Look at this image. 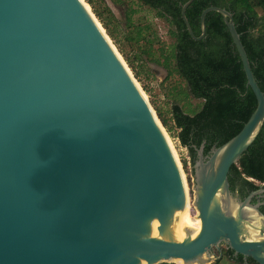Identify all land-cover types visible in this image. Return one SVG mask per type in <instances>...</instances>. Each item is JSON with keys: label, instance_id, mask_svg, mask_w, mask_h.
Instances as JSON below:
<instances>
[{"label": "water", "instance_id": "water-1", "mask_svg": "<svg viewBox=\"0 0 264 264\" xmlns=\"http://www.w3.org/2000/svg\"><path fill=\"white\" fill-rule=\"evenodd\" d=\"M230 33L257 105L191 170L196 232H185L181 168L151 105L83 0H0V264H210L221 245L264 264V186L241 201L229 174L264 128V92L234 16Z\"/></svg>", "mask_w": 264, "mask_h": 264}, {"label": "trees", "instance_id": "trees-1", "mask_svg": "<svg viewBox=\"0 0 264 264\" xmlns=\"http://www.w3.org/2000/svg\"><path fill=\"white\" fill-rule=\"evenodd\" d=\"M139 1L156 11L159 17L168 19L173 26L172 34L176 38L171 55L174 60L173 71L186 82L190 94L203 101L201 109L194 115L186 114L179 105L172 107V121L179 131L177 138L189 150L194 163L195 147L200 148L205 142L207 155L213 146L220 147L241 131L256 108V98L247 87L240 57L219 14H208L206 37L194 41L181 13L182 5L188 0ZM88 2L93 4L91 0ZM211 6L224 8L233 14L253 73L264 92V0H195L187 9L186 16L196 36L200 35L202 12ZM106 11L114 18L108 6ZM95 13L114 38L103 16L97 11ZM169 61L170 57L165 55L164 66L167 69L170 68ZM163 124L166 126L165 120ZM242 175L264 183V128L238 164L232 167L229 174L232 192L235 190L234 180L243 181ZM243 183L252 190L258 189L249 181ZM261 211L264 213V207ZM226 256L236 263L245 264L241 256L233 257L229 249ZM247 264L257 263L248 259Z\"/></svg>", "mask_w": 264, "mask_h": 264}, {"label": "rangeland", "instance_id": "rangeland-1", "mask_svg": "<svg viewBox=\"0 0 264 264\" xmlns=\"http://www.w3.org/2000/svg\"><path fill=\"white\" fill-rule=\"evenodd\" d=\"M91 1L93 6L88 0H83L129 69L173 145L188 193L187 219L193 222L197 216L193 206L195 199L191 176L193 162L189 150L177 138L179 131L172 121V107L179 105L186 114L194 115L201 109L203 101L195 99L190 94L186 82L173 71L174 60L171 55L176 40L172 34L174 28L168 19L159 17L156 11L143 5L139 0ZM106 6L112 11L114 18L108 14ZM96 11L109 24L114 38L109 35ZM259 14L262 12L259 11ZM164 52L170 57L169 69L164 66ZM164 120L166 126L163 124ZM227 249L226 245H221L223 252L221 260L210 264H241L226 256Z\"/></svg>", "mask_w": 264, "mask_h": 264}, {"label": "flooded vegetation", "instance_id": "flooded-vegetation-1", "mask_svg": "<svg viewBox=\"0 0 264 264\" xmlns=\"http://www.w3.org/2000/svg\"><path fill=\"white\" fill-rule=\"evenodd\" d=\"M242 178H243V181H249V182L253 183L255 186H257V187H259L261 185L264 186V183H262V182H260L258 180L252 179L250 177H245L244 175H242ZM243 181H242V179H238V180L235 179L234 180L235 190L233 191V193L235 195H237L238 198L241 201L245 200L252 192L257 190V189L256 190H252L248 185H245L243 183ZM258 201H260L261 203L264 204V198L263 197H261V198H253L252 203L256 204ZM262 207H264V205Z\"/></svg>", "mask_w": 264, "mask_h": 264}, {"label": "bare ground", "instance_id": "bare-ground-1", "mask_svg": "<svg viewBox=\"0 0 264 264\" xmlns=\"http://www.w3.org/2000/svg\"><path fill=\"white\" fill-rule=\"evenodd\" d=\"M87 8L89 9L88 5H87ZM103 31H104V29H103ZM170 144H171V142H170ZM171 147H172V149L174 151V148H173V145L172 144H171ZM174 153H175V151H174ZM182 176H183V173H182ZM183 179H184V177H183ZM184 182H185V180H184ZM186 192H187V189H186ZM188 209H189V205H188V193H187V211H188ZM197 229H198V226L194 225L193 222H189V220L187 219V216H186L185 232L186 233L187 232L193 233V232H196Z\"/></svg>", "mask_w": 264, "mask_h": 264}]
</instances>
